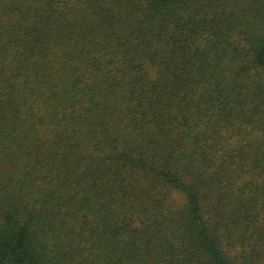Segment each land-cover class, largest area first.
Masks as SVG:
<instances>
[{
    "label": "trees",
    "instance_id": "obj_1",
    "mask_svg": "<svg viewBox=\"0 0 264 264\" xmlns=\"http://www.w3.org/2000/svg\"><path fill=\"white\" fill-rule=\"evenodd\" d=\"M0 264H264V0H0Z\"/></svg>",
    "mask_w": 264,
    "mask_h": 264
}]
</instances>
